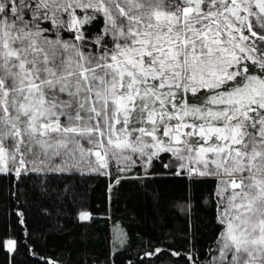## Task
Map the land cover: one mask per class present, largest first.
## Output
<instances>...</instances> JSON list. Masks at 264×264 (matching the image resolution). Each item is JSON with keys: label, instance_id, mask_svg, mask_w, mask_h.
<instances>
[{"label": "snow or ice", "instance_id": "1", "mask_svg": "<svg viewBox=\"0 0 264 264\" xmlns=\"http://www.w3.org/2000/svg\"><path fill=\"white\" fill-rule=\"evenodd\" d=\"M62 153L217 178L213 264H264V0H0V173Z\"/></svg>", "mask_w": 264, "mask_h": 264}, {"label": "trees", "instance_id": "2", "mask_svg": "<svg viewBox=\"0 0 264 264\" xmlns=\"http://www.w3.org/2000/svg\"><path fill=\"white\" fill-rule=\"evenodd\" d=\"M102 28V18L85 26L89 48ZM176 163L161 153L106 174L0 173V264H213L226 227L219 180L177 175Z\"/></svg>", "mask_w": 264, "mask_h": 264}, {"label": "rangeland", "instance_id": "3", "mask_svg": "<svg viewBox=\"0 0 264 264\" xmlns=\"http://www.w3.org/2000/svg\"><path fill=\"white\" fill-rule=\"evenodd\" d=\"M81 143H82V145H83V147L85 149H87L89 147L87 142L81 141ZM34 151H39V149L38 148L34 149ZM77 159H79V158L77 157ZM90 159L94 160L95 158L91 157ZM134 159H135V161H140L142 164H144L143 161L139 157H134ZM64 160H65V156L63 155V153L61 154V156L52 157L50 160L45 159L44 155H42V154L38 158L36 156L32 155V154H27L26 157H25V166L21 170V172H29V171H38V172H40V171H48V172H52V171H59V170H55V169L58 166H61V167H65L66 168V170H64V171H75V170H78V171H82V172L97 173V172H94V171L91 170V167L94 166V165H90L87 161H81L78 167H72V166H69V165H64L63 164ZM33 161H35V163H33ZM41 161H44V162L41 163ZM114 161L115 160H113V159L109 160V167L107 168L106 173H109L111 163H113ZM115 163H117V162L115 161ZM121 163H123V162H121ZM175 166H177V163H176ZM15 167H19V164H16ZM15 167L11 163L9 164V168L11 169L10 170L11 172L16 173L15 172ZM59 172H62V171H59ZM99 173H103V172H99ZM9 241L14 242V246L12 248H9V246H8V242ZM6 246H7V249L10 252H13L15 250L16 246H17V243L15 242L14 239L10 238V239H8L6 241Z\"/></svg>", "mask_w": 264, "mask_h": 264}]
</instances>
